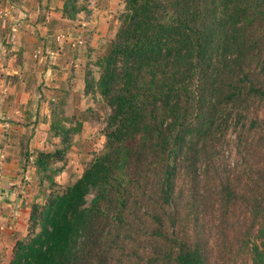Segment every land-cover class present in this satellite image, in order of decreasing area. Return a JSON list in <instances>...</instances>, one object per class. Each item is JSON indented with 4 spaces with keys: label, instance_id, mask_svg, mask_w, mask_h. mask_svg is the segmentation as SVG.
<instances>
[{
    "label": "trees",
    "instance_id": "16d2710c",
    "mask_svg": "<svg viewBox=\"0 0 264 264\" xmlns=\"http://www.w3.org/2000/svg\"><path fill=\"white\" fill-rule=\"evenodd\" d=\"M83 8L65 0L62 14ZM119 21L85 80L111 108L104 149L32 204L6 264H110L139 249L142 264H264V0H124ZM233 125L235 172L217 159ZM50 130L61 145L34 164L54 187L78 129Z\"/></svg>",
    "mask_w": 264,
    "mask_h": 264
},
{
    "label": "rangeland",
    "instance_id": "374dc122",
    "mask_svg": "<svg viewBox=\"0 0 264 264\" xmlns=\"http://www.w3.org/2000/svg\"><path fill=\"white\" fill-rule=\"evenodd\" d=\"M14 1L16 0H0L1 63L14 61V63L17 64V60H21L19 59L20 56L16 50H9L17 37L15 34L16 32L12 33V35L9 32L12 31V27L9 26V17L11 15L10 8H13L12 14L19 12L16 10V5L20 3V1L17 0V4ZM30 2L31 3H28L30 5H26H28V11H37L38 18H36V23L39 21H47L46 24H50L52 22L49 28L53 27V29L48 33H52L55 36L56 41L57 34L67 30L66 28L57 29V22L63 21V18H66L69 22L77 25H81L82 22H86L87 29L85 33L88 36V40L84 49L89 46V43L92 40V26L96 25V19L93 17V7H97L98 9L106 8L104 6L105 0H77L78 5L84 8L75 13L73 18H70L65 14V16H63L62 14V6L65 0H30ZM116 2L117 3H115L112 7L111 4L107 6V12L111 15L108 20L111 21L109 24L112 30L117 27V22L119 26V18L121 13L124 11V0H116ZM32 4L34 5L32 6ZM6 10L9 11V13L6 12V15L2 14ZM46 15L49 16V18H46ZM42 24L45 26L44 23ZM13 30L15 31L16 29ZM36 31L38 32L39 30ZM38 35L40 36V33H38ZM106 39L111 40L112 38L110 37ZM105 40L102 42L103 47L100 45L98 49L100 53L98 54L99 57H101V55H103L104 52L106 53L108 50L104 51V48L106 47ZM40 46L41 45L35 44L32 46V50H35ZM79 48L83 49V47H76L75 49ZM35 60H39V58H35ZM94 60L95 59L93 57L89 60V62L93 63ZM89 62L86 64L85 70L87 72L91 69V74L88 79L91 83H94V78L96 79L100 74L101 67L94 64L91 66ZM13 67L14 66L8 67L7 70H10ZM18 74L20 75V72H18ZM22 82H24L23 78L17 76L14 82L15 92L13 94L16 96L14 97L15 99L12 98L9 99V101L6 100L8 95L6 86H0V101L3 103H9L7 104V107L10 106L11 109L15 106H19L12 110L24 111L26 115L24 118L28 121V123H24L21 120L11 118L10 116H4L0 113V134L2 135V138L0 137V264L8 263L12 256V249L16 240L18 238H25L28 235V219L32 204L34 202L42 203L45 200L46 195L52 189L62 191L69 183L75 180L82 173L93 157L103 151L105 143L104 128L107 123V117L111 112L110 106L104 98L102 99L99 93L94 96L90 95L88 98L89 101L94 99L98 102L94 105H90L87 101L85 105L82 104L81 107L78 108L80 113H82V111L87 112V114L94 113L92 117H85L88 122H86L85 126H83V120H80V118L82 119L81 116L77 117L75 114H65V108L62 106V102H58L63 99L58 100V96L53 97L51 95L52 93H50L51 91L45 92L43 90L42 87H47L45 84L29 85V83L24 84ZM7 85L10 88L13 86L11 81H9ZM29 91H31V98L28 99L27 103H25V100L22 102L20 100L21 96ZM4 95L6 97H4ZM51 97L55 99H51ZM23 104L24 109H22ZM253 112H256L255 114L262 117V105L252 104L251 113ZM10 121L23 124V126H25L28 130L22 133L23 136L21 137V143L16 145L18 149L15 151V156L17 155L18 161L16 160L15 163L12 160L11 163L5 164L4 150L6 147L3 144L7 142L8 135L10 134ZM52 121L59 122L62 126H66L69 129L77 128V133L71 132V136L72 139L76 136V142H79V144L71 146L64 161L56 162L53 165L54 167H60L63 165L62 171L54 175V179L56 181V185L54 187L49 186L48 180L42 175V173L37 172L36 166L33 163L36 153L40 150V148L49 150L61 145L60 137L58 136V138L57 136H54L50 130V124ZM8 126L9 128H7ZM238 131L239 127H235V125H233L228 133L225 134L223 138L221 137L222 143L218 145V148L220 149V154L217 158L218 164L220 162L221 166L224 167L223 169L231 172H235L240 169V166H243L241 158L238 157ZM14 149L15 147L12 148L13 151ZM180 185L183 188V184L181 182ZM91 197L92 195L88 196V201ZM24 200L27 202H23ZM217 207L218 206L216 204L214 206L215 212ZM236 214L241 215L239 210ZM210 232V245L214 248V237H211L214 235V231L211 229ZM140 252L141 249H139L138 252L126 251L125 253H122L121 251H117L115 256L110 259V264H142L141 256H139Z\"/></svg>",
    "mask_w": 264,
    "mask_h": 264
},
{
    "label": "crops",
    "instance_id": "0c3cea01",
    "mask_svg": "<svg viewBox=\"0 0 264 264\" xmlns=\"http://www.w3.org/2000/svg\"><path fill=\"white\" fill-rule=\"evenodd\" d=\"M16 1L14 2L16 3ZM18 1H20V3H18L19 5L16 3V10L19 12L12 14L13 8H10L11 15L9 17V26H11L13 29H16L15 34L17 37L9 50H16L20 56L19 59L21 60H17V64H15L14 61H6L4 63L0 62V86H6L8 90L6 100L9 101V99H12L16 96L13 94L15 92L14 82L17 76L23 78L24 82L22 83L24 84H45L47 87H42L45 92L51 91L50 93H52L51 95L53 97L58 96V100L63 99L62 101L58 102H62V106L65 108V114H75L77 117L81 116L82 119L80 118V120H83V126H85V123L88 122L85 117H92L94 113L87 114V112L84 111L80 113L78 108H80L82 104L85 105L87 101L90 105H94L98 102L94 99H91V101L88 100L90 95L94 96L96 93L92 94L91 92L85 91L86 77H89L91 74V69L86 72L85 67L89 60H91L93 57L95 60L100 58L98 55L100 54L98 51L100 45H102V42L106 38H113L117 31L118 22L116 23L117 27L115 29L113 28L112 30L109 24L111 21L108 20L111 15L107 12V6L110 4L111 7L114 6V4L117 3L116 0L115 2L114 0H105L104 6L106 8L104 9L93 7V17L96 19V25L92 26V40L89 43V46L85 49H75L74 47H71V38H67L65 40L66 43L64 42V44L57 42L55 36L52 33H48L53 29V27L49 28L52 22L50 24H46L47 21H39L36 23V18H38L37 11H28L29 9L27 6L30 5L28 4L31 3L30 0ZM33 5L34 4H32V6ZM46 18H49V16L46 15ZM42 23H44L45 26ZM57 25V29L66 28L67 30L63 32L70 35V37L75 36L80 30V25L69 22V20L66 18H63V21L57 22ZM36 30L39 31L37 32ZM38 33H40V36ZM110 41L111 40L109 39L105 40L106 47L104 48V51L108 49ZM35 44L41 45L37 48L41 51L38 56H35L36 49L32 50V46ZM35 58H39V60H35ZM95 60L93 63L89 62V64L91 66L93 64L97 65ZM11 66L14 67L10 70H7V68ZM18 72H20V75ZM9 81H11L13 84L11 88L7 85ZM4 97L6 96L4 95ZM53 97H51V99H55ZM29 98H31V91L23 94L20 100L22 102L25 100V103H27ZM7 104L9 103H3L0 101V113H2L4 116H10L11 118L28 123L26 118H24L26 117L24 111L12 110L19 106H15L11 109L10 106L7 107ZM22 109H24V104ZM9 123L11 124L10 134L8 135L7 142L3 144L6 147L4 150L5 164L11 163L12 160L16 163L17 155L15 156V151L18 149L16 145L21 143V137L23 136L22 133L28 130L25 126H23V124L15 123L13 121H10ZM7 128H9V126ZM0 137L2 138L1 134ZM76 141V136H74L71 146L79 144V142ZM14 147L15 149L13 151L12 148ZM42 149L44 148H40V150ZM23 202L27 201L24 200Z\"/></svg>",
    "mask_w": 264,
    "mask_h": 264
},
{
    "label": "built area",
    "instance_id": "2783aa9c",
    "mask_svg": "<svg viewBox=\"0 0 264 264\" xmlns=\"http://www.w3.org/2000/svg\"><path fill=\"white\" fill-rule=\"evenodd\" d=\"M9 11H4L2 14L6 15ZM86 22H82L80 25V30L77 32L75 36L68 35L67 33H59L57 34L56 38L58 42L64 43L67 38H71L70 45L74 48L78 47H85L87 44L88 36L86 35ZM12 35V34H11ZM40 54V49H36L35 56Z\"/></svg>",
    "mask_w": 264,
    "mask_h": 264
}]
</instances>
